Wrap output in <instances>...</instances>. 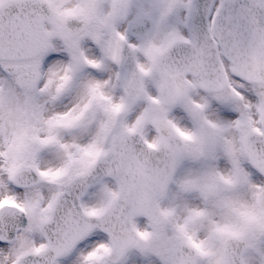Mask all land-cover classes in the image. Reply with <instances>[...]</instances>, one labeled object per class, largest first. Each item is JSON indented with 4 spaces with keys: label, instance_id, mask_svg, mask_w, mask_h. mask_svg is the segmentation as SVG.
<instances>
[{
    "label": "rangeland",
    "instance_id": "1",
    "mask_svg": "<svg viewBox=\"0 0 264 264\" xmlns=\"http://www.w3.org/2000/svg\"><path fill=\"white\" fill-rule=\"evenodd\" d=\"M184 9V2L182 0H175L173 5L165 2L164 4H155L150 0H146L145 11L151 13L155 18V26L151 31L149 45L158 47L163 41H165L171 35L177 34L181 30V12ZM85 39V38H84ZM84 39L79 42L78 47L72 45L73 48L79 49L84 48ZM89 42V40H88ZM98 47L103 49V45L99 43ZM89 53L96 58L97 49L88 45ZM62 51V49L60 50ZM142 54H145V51H142ZM103 59V58H101ZM33 60H30V62ZM57 57L51 59L48 66H53L58 64ZM79 59L77 58V63ZM72 63V60H71ZM2 62H0V65ZM67 65V62H66ZM148 69L146 77L143 79L144 86L148 92H156L157 94V78L155 76L154 68L151 63L145 65ZM38 69V67H37ZM42 71L41 75L44 76L45 68L43 69L40 66ZM104 70V69H103ZM105 71L113 72V68L107 66ZM103 72V71H102ZM100 70H97V74L88 76L83 75L81 80H85L86 83L82 87L84 90L83 95L79 96L75 101L77 107L83 101H91L92 105L90 109L84 114L83 118L77 121L75 128L71 127L69 129H59L65 131L61 134L55 132V141L65 142L69 140L71 146L58 145L54 143L50 150L47 151V155H51L52 158L44 163L35 161V159H41L42 151L34 147V153L29 155V158L34 162H30L33 166H36L38 169L42 170L41 177L47 179L44 183L42 182L39 186L40 189L36 190H26V198L24 205L28 208L30 212V229L25 231L18 242L10 243L4 253L0 255L6 256L9 254L11 257L17 256L24 251L32 250L39 247L43 243L42 237L39 235L36 230V224L40 217L48 213V208L41 209L45 202L50 201L51 197L62 188L64 182L73 174L85 168L88 163L102 150H104L113 139L115 133L118 132L122 125H126L123 121V118L118 119L117 116H113L114 113L110 112L111 105H119L124 102L126 99L124 93L120 89L119 83H117V77L114 73L105 75ZM108 74V73H106ZM65 75V74H64ZM63 75V76H64ZM62 76V77H63ZM107 79H103V77ZM61 77V78H62ZM60 78V79H61ZM94 81V83L88 82ZM79 80V79H78ZM80 80V81H81ZM47 83L42 85V89H38L34 86L28 88L27 95L28 100L36 101L38 108L42 106L44 102L52 101L47 99V94H51L50 85L52 83V77L48 75ZM90 87V94L86 98L85 88ZM67 87L71 91L73 88V80L67 84ZM75 87V86H74ZM8 86H4L2 92L0 93V145H3V139L8 135L10 130H14L15 126L20 121V111L21 103L19 99L15 96H12L7 90ZM243 88V87H242ZM156 89V90H155ZM74 90V89H73ZM120 91V92H119ZM241 91V87H236L233 83L229 84V88L223 92L209 96L213 100V104L216 107L214 112L223 113L221 116L214 115L211 108H209V102L203 106V108L211 110L210 118L212 120L218 121V124H215L216 127H211L210 129L216 135H219L220 148L213 146L211 144L214 141V136L208 134L207 127L200 128V123L202 121V112L203 109L197 107L189 106V102L183 103L190 110L191 115L194 118V125L186 123L184 117L186 116V110L182 109V114L179 113L178 121L181 122L188 132H201L202 139L199 142L193 144H188L189 154L187 161L181 169L180 175L177 180L180 184L176 185L177 187L171 191L168 195L166 204H170L173 207L174 212L182 215V213H188L186 219L193 217L194 214L202 215L203 211H197L195 209H201L206 211L207 220L205 224L204 234H200L203 237L204 242H208L212 245V240L217 239V235L214 233L213 229L222 227L228 230H235L242 233L248 237L249 244L244 253V262L245 264H264V190L262 189V180L256 174H246L242 172V167L245 165V158L240 153V140L239 137L244 130L248 128L247 120L243 118V114L240 115L242 120L237 121V129L234 132L230 120L231 113H244L250 112L247 103H250L251 106L257 105L261 110L262 114L260 118L264 116V87L254 86L253 93L248 94L246 103L240 102L237 94ZM101 93L108 94L110 97L108 100H101ZM120 93V94H119ZM15 95L14 93H12ZM63 96V95H62ZM18 103H17V101ZM139 102H134V105L131 106V112L126 115L130 118L135 111L136 107L140 108V112L143 111V115L146 120L143 124L142 130L146 133L152 134L153 127H151V121L157 119L154 108H149L146 106V103L143 99H139ZM38 102H40L38 104ZM62 105V104H61ZM97 105H101L100 109ZM129 105V104H128ZM120 109L124 108V105L119 107ZM151 109V110H148ZM64 108L56 109L53 113H58L63 111ZM175 110V109H174ZM173 110V111H174ZM77 109H71L70 111L61 114L62 116H71L69 121H75V115ZM29 111V119L32 124H36L39 120H43L42 113L40 110L35 112V115L38 114V117H34ZM128 113V108L125 114ZM53 115V117H51ZM49 118H56L55 116H61L59 114H51ZM86 117V118H85ZM117 118V119H116ZM44 123V121H43ZM42 123V124H43ZM260 120H258V124ZM224 126V127H223ZM37 131L45 132L41 127L37 128ZM15 137L14 142L18 143V134L16 131L13 132ZM218 137V138H219ZM54 141V142H55ZM81 141H85V144L80 145ZM204 143L203 145H201ZM205 143H207L205 145ZM15 154H19L18 151H15ZM44 167V168H42ZM222 169V171H221ZM63 170V174H57L58 171ZM204 172V173H203ZM241 175L239 181L235 182V179H238L236 175ZM252 175V176H251ZM209 176L220 178L222 180H228L232 185L231 191L219 190V195L224 197L225 204L233 206V215L232 218L229 217L228 210L222 205L217 206L220 209V212H217L214 209L207 208V205L199 203L191 204L189 199L197 198H188L187 196L192 194V189L189 187L183 188L179 187L182 182L186 184L193 183H206L209 179ZM108 182H103L96 189L92 190L88 197L85 199L84 205L90 211H99L106 203V201L112 196V192L108 190ZM205 203L218 205V201L215 198L208 197L209 194L205 192ZM46 194V196H45ZM1 195H5L3 190L0 187V199ZM7 196V195H5ZM9 197V196H7ZM173 197L175 200H172ZM211 199V200H210ZM202 203V202H201ZM224 204V205H225ZM232 211V212H233ZM205 215V214H203ZM225 220V221H224ZM170 223H176V220H170ZM204 224V223H202ZM201 224V225H202ZM149 227L148 225L146 226ZM175 226L173 229L168 232V229L162 228L163 237L157 240L152 252H147L142 246L131 250L123 259L120 264H157L154 255L159 256L161 251L170 247L174 242L178 240H183L184 238L177 232H175ZM202 228V227H200ZM158 231H160L158 229ZM189 234H199V231L187 229ZM191 236V235H189ZM106 236L100 232H96L91 238H89L85 243H83L78 250H76L71 256L65 259L63 264H100L101 260L104 258L105 246L101 242L96 246L98 241H105ZM190 239V238H188ZM206 252H210V246L206 245ZM93 251V252H90ZM1 252V251H0ZM89 252V253H88ZM161 264H168L161 262Z\"/></svg>",
    "mask_w": 264,
    "mask_h": 264
},
{
    "label": "bare ground",
    "instance_id": "2",
    "mask_svg": "<svg viewBox=\"0 0 264 264\" xmlns=\"http://www.w3.org/2000/svg\"><path fill=\"white\" fill-rule=\"evenodd\" d=\"M124 65V64H123ZM56 66H59V65H56ZM54 71L56 72V74L52 73V72H47L46 75L48 76H51L53 78V83H55L59 78L60 76L62 75V71L63 69L59 66V67H55L54 68ZM228 78L234 82H237V83H244L243 81L239 80V79H236V78H233L231 75L228 76ZM103 79H107V77H103ZM88 82H91V83H94V81H89L87 79ZM86 83V81H79L77 83V87L75 88V91L73 93L74 94V97L77 99L79 96L83 95L84 94V90L82 89V87L84 86V84ZM247 85V89L249 91H251V86L253 84H250V83H245ZM248 96L246 95V100H247ZM48 104V103H47ZM45 105V110H46V114H49V111H55L57 108L60 109V108H64V110H68L72 107L73 104H66V105H61V104H56V103H51L50 105ZM63 110V111H64ZM62 112V111H61ZM136 112H138V110H136ZM59 113V112H58ZM81 145L85 144V141H81L80 143ZM4 192H6L11 198V202H14L15 204H19L20 205V202L23 200V195H24V192L23 190L21 189H18V188H4ZM4 247V246H3ZM3 247L1 248V250L3 249ZM9 257V254H7L5 256V259H7ZM11 259V258H10ZM10 262V260L6 261L5 264H8Z\"/></svg>",
    "mask_w": 264,
    "mask_h": 264
},
{
    "label": "water",
    "instance_id": "3",
    "mask_svg": "<svg viewBox=\"0 0 264 264\" xmlns=\"http://www.w3.org/2000/svg\"><path fill=\"white\" fill-rule=\"evenodd\" d=\"M40 22V21H39ZM225 26H227V23H224ZM5 28L2 27L0 30V47L3 51L5 52H11L12 55H17L19 54L17 47L14 44H11L9 40L5 36ZM262 58V57H258Z\"/></svg>",
    "mask_w": 264,
    "mask_h": 264
}]
</instances>
